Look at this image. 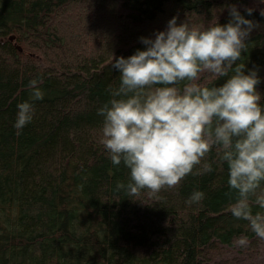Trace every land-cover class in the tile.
Here are the masks:
<instances>
[{
	"label": "trees",
	"instance_id": "trees-1",
	"mask_svg": "<svg viewBox=\"0 0 264 264\" xmlns=\"http://www.w3.org/2000/svg\"><path fill=\"white\" fill-rule=\"evenodd\" d=\"M232 3L257 24L241 62L257 69L264 95V0H0V264H207L241 234L258 238L229 211L228 166L216 149L205 157L210 172L131 194L117 188L128 169L100 142L97 108L119 84L112 54L145 47L139 37L173 15L225 23ZM37 73L45 96L17 134V103ZM197 188L203 201L186 203Z\"/></svg>",
	"mask_w": 264,
	"mask_h": 264
},
{
	"label": "clouds",
	"instance_id": "clouds-1",
	"mask_svg": "<svg viewBox=\"0 0 264 264\" xmlns=\"http://www.w3.org/2000/svg\"><path fill=\"white\" fill-rule=\"evenodd\" d=\"M228 9L227 22L207 26L178 23L173 15L165 28L139 37L145 47L127 56L112 54L119 84L110 86L109 99L97 108L100 142L112 164L128 169L127 182L118 181L117 188L131 194L148 189L156 195L190 173L210 172L213 162L205 157L216 149V161L228 166L234 197L229 211L264 239V95L257 69L245 71L241 62L257 24L237 4ZM205 71L211 74L207 83L201 82ZM43 81L40 73L32 76L29 99L17 103V134L33 120L34 101L45 96ZM204 198L197 188L186 203ZM236 243L246 247L250 240L241 234Z\"/></svg>",
	"mask_w": 264,
	"mask_h": 264
},
{
	"label": "rangeland",
	"instance_id": "rangeland-1",
	"mask_svg": "<svg viewBox=\"0 0 264 264\" xmlns=\"http://www.w3.org/2000/svg\"><path fill=\"white\" fill-rule=\"evenodd\" d=\"M207 264H264V239L251 240L246 247H223Z\"/></svg>",
	"mask_w": 264,
	"mask_h": 264
}]
</instances>
